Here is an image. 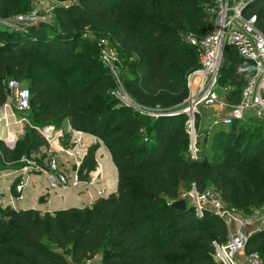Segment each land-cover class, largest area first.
Segmentation results:
<instances>
[{
  "label": "trees",
  "instance_id": "1",
  "mask_svg": "<svg viewBox=\"0 0 264 264\" xmlns=\"http://www.w3.org/2000/svg\"><path fill=\"white\" fill-rule=\"evenodd\" d=\"M217 2L78 0L55 5L52 15L74 48L63 47V35L44 24L0 28V107L8 80L23 83L31 95L26 114L31 125L13 149L0 139V161L19 164L33 152L45 157L48 143L39 129L63 128L66 120L72 130L104 144L119 177L115 192L90 204L54 212L0 208V264L94 259L97 264H221L215 243L228 241L226 224L208 210L198 215L191 206H171L181 186H195L198 191L214 188L245 215L264 207V119L249 116L216 134L195 126L200 152L193 159L188 116L178 113L187 77L199 67V52L188 37H203L213 29L215 15L209 12ZM31 8L30 0H0V17ZM247 10L258 16L257 27L264 32V0L250 3ZM84 32L93 39L83 38ZM101 39L117 45V78L98 58ZM254 71L251 60L226 48L220 82L226 72L235 85L228 94L231 103L239 101ZM121 87L133 106L117 95ZM246 133L257 136V142L243 140ZM98 145L88 148L78 169L82 180L98 164ZM252 252L264 264V228L250 235L246 253Z\"/></svg>",
  "mask_w": 264,
  "mask_h": 264
},
{
  "label": "built area",
  "instance_id": "2",
  "mask_svg": "<svg viewBox=\"0 0 264 264\" xmlns=\"http://www.w3.org/2000/svg\"><path fill=\"white\" fill-rule=\"evenodd\" d=\"M256 0H218L217 6L211 11L215 15L213 29L203 37L190 35L188 40L199 52V67L187 77V87L189 96L178 113H185L188 116V131L191 136L190 155L193 159H198L200 147L197 143L199 133L196 131V123L210 122L211 126H229L237 119H244L249 116H256L264 119V32L258 29V16L249 14L247 8L250 3ZM51 0H36L35 8L30 16H19L21 22H30L36 25V21H44L45 16H50L54 10ZM41 14L45 16L41 17ZM16 28V27H15ZM106 43V39H101L100 44ZM228 46L234 47L240 55L254 63V74L248 79L240 99L237 103L222 101L219 96L221 67L223 64L225 51ZM103 60L109 61L107 53L103 51ZM30 90L23 83L11 79L7 82V98L0 107V124L7 126L6 135L1 134L0 139L11 149L16 146L17 130L11 129V124L16 127L23 124H30L26 114L30 108ZM119 96V95H118ZM123 102L133 106L134 103L127 95L119 96ZM127 97V98H126ZM130 98L131 101H128ZM216 107L218 116L208 120L203 117L202 108ZM10 119L12 123L10 124ZM31 125V124H30ZM47 140L48 146L44 153L49 159L47 171L37 165L33 159L28 160L30 165H25L23 173L35 172L47 173L52 171L48 178L52 188L59 189L67 184L63 173L58 171L54 155L58 152H66L76 156L82 151L81 158H77V173L72 180V185L78 187L80 184L94 185L103 179V170L99 162L86 179L79 178L78 169L87 154L81 131L73 130V148H66L62 141L67 137L63 129L54 126H45L39 129ZM73 149V150H70ZM75 151V152H74ZM29 174L19 182L17 186V196L11 200L10 206L16 209L15 202L23 199L24 190L28 184ZM99 197L106 196V190H99ZM185 200L188 206L193 207L198 215L204 211H211L217 215L229 230V239L224 244L215 243V259L221 264H262L261 256L258 252L246 253L247 243L250 235L259 229L264 228V207L256 210L252 215H245L235 207L224 202L219 192L209 187L204 191H198L193 186L179 193L178 199ZM174 201V202H175ZM173 202V203H174ZM99 259L89 260L84 264H97ZM75 264V263H70Z\"/></svg>",
  "mask_w": 264,
  "mask_h": 264
},
{
  "label": "rangeland",
  "instance_id": "3",
  "mask_svg": "<svg viewBox=\"0 0 264 264\" xmlns=\"http://www.w3.org/2000/svg\"><path fill=\"white\" fill-rule=\"evenodd\" d=\"M78 0H51V3L54 5H58V4H72L74 2H76ZM35 2L36 0H30V4L32 5V8L30 9V11L26 12V13H17L14 16L11 17H0V28L2 29H15L16 28H25L28 27L30 25H32L30 22H21L19 20V16H30V14L32 13V11L35 8ZM249 12V10L247 11ZM210 14H213L212 11L209 12ZM45 16V14H41V17ZM44 21H36V25L35 26H39L41 24L47 25L49 27H52L55 30V33L57 34H61L63 35L61 37V40L63 41V47H68V48H74L72 47L73 44H71L70 38L67 39V37L65 36V30L63 28V26L57 21V17L54 15H50V16H45ZM215 20V17H214ZM56 24V27L55 25ZM55 27V28H54ZM22 28V29H23ZM50 29V30H53ZM83 38L85 39H89L92 40L93 37L89 34L84 32ZM100 49L98 51V58L101 59L103 61V51H105L107 53V56L109 58V61L107 63H105V65L109 68L110 71H112V74L115 78H117V71L114 68V64L115 62H118L119 60V53H118V48L117 45L112 42L109 39H106V43L100 44ZM78 48V47H77ZM98 50V49H97ZM40 68H38L36 70V72L39 71ZM197 69V67H193L192 70L190 71L191 73L193 71H195ZM42 69H41V73H42ZM189 72V73H190ZM224 78L222 80V83L220 82V90H219V96L220 99L222 101H226V102H230V100L228 99V94L230 92V90L235 89V85L233 83H230V81L228 80V77L226 76V72L224 73ZM189 88L187 87V93L185 95V98H183V100L178 104V106L181 108L183 107L187 97L189 96ZM117 95L119 96H125L127 95L125 90L123 89V87L120 88V90L117 92ZM128 96V95H127ZM127 98V97H126ZM128 101H131L130 98H128ZM231 103V102H230ZM182 110V109H179ZM202 113H203V117L205 119L211 120L213 118H215L216 116H218V109L216 107H206L204 106L202 108ZM1 113V112H0ZM151 116H158L160 113L157 111H148L146 112ZM28 121L30 122L28 116H26ZM13 119H10V124L12 123ZM240 119H237L236 122H239ZM189 121L187 120V125H188ZM31 124V122H30ZM26 123L23 124V128H21V126L16 127L14 124H11V129H16L17 130V141L18 139L25 133V127H26ZM54 126V128H57L55 125H51ZM222 126V125H220ZM219 125L216 126H211L210 122H204L201 124L196 125V128L198 131H206V130H210L213 129L214 133H218L219 130H225L227 127L226 126H222L220 127ZM60 127L63 128H58V129H63L64 132L67 133V137L62 141L63 145L67 148H73L74 143L72 142V131H70V126L68 125L66 120H63L62 123L60 124ZM189 127L187 126V129ZM7 131V126L4 124H0V132L1 134H5V132ZM264 136V133H262ZM249 138L250 141L257 142L258 137L257 136H250L248 137V133L245 134V137H243L244 139ZM17 143V142H16ZM84 145L86 147V151H88V148L90 146H88V144H86L84 142ZM99 147H101V144H99L98 146H96V159L97 158V151L99 149ZM241 147V145H240ZM221 147L215 146L214 150H219ZM206 151L208 150L207 145L205 146ZM45 148L43 149V153L45 152ZM73 150V149H70ZM234 149L232 148V152ZM188 151V150H187ZM75 152V151H74ZM238 154H240V151H237ZM81 153L82 151H80V153L77 152L76 150V156L77 158H81ZM228 153V152H226ZM46 154V153H44ZM83 154V153H82ZM50 159V157H48ZM47 158V155L44 157L43 154L41 152H33L31 154L30 157L28 156H24L20 161L19 165L17 163H3V161H0V208L4 209L6 207L9 206V203L11 204V200H15L18 192H17V186L19 184V182L24 178V176H27L29 174V179L31 180L29 182L28 188H26L24 190V194L27 193V191L29 190V187L32 185H34V187L36 189L40 188V191L38 194V199H37V203H36V207L37 208H41V209H45L47 206H51L53 204L56 203V208L57 206H67L73 202H80V203H84V199H83V194L86 193L84 192L85 187H88V189L90 188H95L96 193L99 195V190H106V192H108V189H106L105 187L101 188V189H97L96 186H98L99 183H102L101 181H104V179L106 180L107 177L105 176L104 179H100L99 182H96L94 185H85V184H80L78 187H74L71 183L72 180L74 178V176L77 173V165H76V160L77 158H75V156L70 155L66 152H58L56 153V155H54V159L56 160V166L58 167V171L63 173L65 176V179L68 181L67 184L59 189H55L52 188L50 181H49V177L52 173V171L47 172V173H39V172H35L37 170L33 169L31 170V173H23V176L21 177V179L19 178L20 176L17 174H21L22 169L25 165H30L28 163V160L33 159L36 161L37 165L43 167L46 171H47V166L49 167V159ZM100 161V160H97ZM24 164V165H23ZM11 180V178H13ZM108 179H111L110 177ZM90 186V187H89ZM184 191H188V189L184 188L181 186L180 188V193L184 192ZM178 201V200H177ZM175 201V202H177ZM77 203V204H78ZM48 204V205H46ZM75 204V203H74ZM17 206V204H16ZM54 207V206H53ZM188 207V205H187Z\"/></svg>",
  "mask_w": 264,
  "mask_h": 264
},
{
  "label": "crops",
  "instance_id": "4",
  "mask_svg": "<svg viewBox=\"0 0 264 264\" xmlns=\"http://www.w3.org/2000/svg\"><path fill=\"white\" fill-rule=\"evenodd\" d=\"M70 131H72V133H73V130L71 127H70ZM4 135H6V132ZM82 137H83L84 142L86 144H88V146L101 144V147H99V149L97 151V158H98L97 160H100V161H97V162H99L102 166L103 179L105 178V176L107 177V179L106 180L104 179V181H101L102 183H99L98 186H96V187H97V189H101L103 187L108 189V192H106V196H108L110 193H113L117 190L118 179H119L118 171H117V168H116V166L112 160L111 154L105 148L104 144L96 136L82 132ZM17 175H20V174H17ZM109 177L111 179H108ZM19 178L21 179V177H19ZM12 179H14V177L11 178V180ZM30 181L31 180L29 179L28 185H29ZM28 185L26 186V188H28ZM84 188H85L84 192H86L83 194L84 203L73 202L67 206H63V205L60 207L57 206V208H56V203H55L51 206H47L45 209H42V210L54 212V211H57L60 209L68 208V207L73 206V205L90 204L99 198L98 194L96 193L95 188L88 189V187H85V186H84ZM39 191H40V188L36 189L34 187V185L31 184L27 193L26 194L23 193V199L15 202V205L17 204L16 209L37 208L36 207V203H37V199H38L37 193H39ZM46 205H48V204H46ZM9 206H10V203H9Z\"/></svg>",
  "mask_w": 264,
  "mask_h": 264
},
{
  "label": "water",
  "instance_id": "5",
  "mask_svg": "<svg viewBox=\"0 0 264 264\" xmlns=\"http://www.w3.org/2000/svg\"><path fill=\"white\" fill-rule=\"evenodd\" d=\"M173 208L177 210H185L187 209V203L185 200H179L177 202L172 203L171 205Z\"/></svg>",
  "mask_w": 264,
  "mask_h": 264
}]
</instances>
